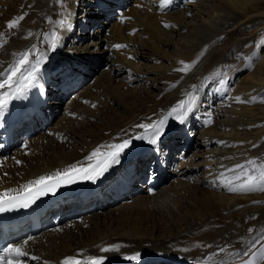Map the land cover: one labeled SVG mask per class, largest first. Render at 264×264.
Wrapping results in <instances>:
<instances>
[{
	"label": "bare ground",
	"instance_id": "6f19581e",
	"mask_svg": "<svg viewBox=\"0 0 264 264\" xmlns=\"http://www.w3.org/2000/svg\"><path fill=\"white\" fill-rule=\"evenodd\" d=\"M112 12L121 16L117 22L93 19ZM262 40L264 0H64L63 6L0 0V83L26 51L25 68L36 77L23 98L0 113V129L18 124L16 146L0 156V195L22 192V185L72 165L86 166L97 148L142 133L137 124L162 119L196 97L184 124L169 117L157 146L133 140L118 164L90 181L86 188L97 197L85 203L89 215L76 221L70 208L85 200L67 199L52 212L56 228L47 222L26 245L15 244L29 254L23 264H63L68 257H104V264H246L253 253L258 257L264 192L232 193L225 182L237 165L264 164ZM107 51L105 69L90 83L82 81L78 89H86L64 104L72 84L99 68ZM181 61L191 67L177 71ZM130 172L139 183L160 175L158 193L138 196L132 183L117 192V180ZM127 194L136 198L125 203ZM61 213L66 222L60 227ZM116 245L118 251H101ZM136 254L137 260L125 259Z\"/></svg>",
	"mask_w": 264,
	"mask_h": 264
},
{
	"label": "snow or ice",
	"instance_id": "6c2138e0",
	"mask_svg": "<svg viewBox=\"0 0 264 264\" xmlns=\"http://www.w3.org/2000/svg\"><path fill=\"white\" fill-rule=\"evenodd\" d=\"M61 6L64 5V0H57ZM171 3V0H164V4ZM24 19L23 16L17 17L10 21L7 25L9 29H14L18 26L19 22ZM63 23V21L61 22ZM164 27H171L169 24H164ZM264 44V40L261 41ZM53 49L56 48V38L53 37L51 44ZM117 49L126 47V45H115ZM30 51L20 53L19 60L13 65L4 81L0 83V89L7 87L8 91L0 95V113H2L8 106L11 100L23 98L27 89L34 85L36 77L34 76V69L28 71L25 65L29 64ZM182 68L176 69L177 71H187L191 65L185 64L181 61ZM22 69H24L22 71ZM18 77V79H17ZM238 102L239 97H236ZM196 104V97L189 96L186 101H181L162 118L150 123H139L135 127L142 129L143 132L136 134L127 139H122L119 143H112L102 146L94 150L91 155L87 157L88 161L92 163L86 166L72 165L63 171H56L52 175L41 176L36 180L30 181L26 185H22L23 193L17 195H9L4 193L0 195V212H5L17 208H27L33 204L41 196L49 193L55 194L61 186L71 185L79 180L91 181L93 183L103 176V174L114 164L120 162L121 155L131 147L133 140H144L147 143L157 146L158 141L164 134L169 117H173L179 123L184 124L186 118L193 112ZM95 107V105H93ZM211 123V120L208 121ZM27 147V145H25ZM19 163V161H18ZM234 175L225 182V186L229 192L232 193H251L255 191L264 192V164H258L256 160H249L245 165H237L236 168L230 169ZM224 175V174H222ZM249 231H252L249 229ZM28 243L27 240L23 242L24 245ZM110 250H119V246H113L112 249L102 248V252ZM221 252L226 249L221 248ZM244 255H248L247 252ZM29 254L24 250L23 245H8L0 249V264H23V258L28 257ZM32 260H38L36 256L29 257ZM139 254L127 256V260H137ZM257 259L264 262V250H261L259 256L253 253L252 259L247 261L246 264H257ZM46 264V262H45ZM63 264H104V257H88L86 260H78L75 257H68L63 261Z\"/></svg>",
	"mask_w": 264,
	"mask_h": 264
},
{
	"label": "rangeland",
	"instance_id": "374dc122",
	"mask_svg": "<svg viewBox=\"0 0 264 264\" xmlns=\"http://www.w3.org/2000/svg\"><path fill=\"white\" fill-rule=\"evenodd\" d=\"M116 9H118V8H114L112 11H115ZM115 12H112V14H110V15H108V17L106 16V17H104V16H99V15H95L94 17H93V19H95L97 22H99V23H103L104 21H103V19H106V18H109V19H111L112 21H114V22H117V19L118 18H120L121 16L119 15V17H118V14H116ZM112 15H113V17H115V19L113 20L111 17H112ZM99 18V19H98ZM93 21L92 20V22L93 23H97L96 21ZM105 27H107L106 29L107 30H109L110 28H111V25L109 26V25H105ZM90 33V32H89ZM88 33V34H89ZM110 55V53H109V51H107L105 54H104V56H105V58H106V60H101V62H99V63H97L100 67V69L99 68H96V69H94V71L96 72V73H100V72H102L103 71V69H105V65H106V63H107V60H109V56ZM98 61V60H97ZM104 63H103V62ZM145 62H146V60H145ZM94 64H96V62H94ZM57 65L59 66L60 65V63L59 62H57ZM62 69V68H61ZM94 71H87L86 73H88V72H90L91 74H93L94 73ZM95 73V74H96ZM83 76H84V74L79 78V80H80V82L79 81H76V82H74L73 84H72V87L65 93V96H64V98H63V103L64 104H70L72 101H73V99H74V97H73V95L76 93V92H78V91H81V90H85L86 89V87L82 84V86H83V88H81L80 90L78 89V86L80 85V83L82 82V81H86L87 83H90L91 81H88V79H86V78H83ZM92 79H94V76H93V78ZM89 85V84H88ZM87 85V86H88ZM67 94V95H66ZM66 99H68L67 101H65ZM72 99V100H71ZM71 100V101H70ZM62 108H63V105H62ZM57 111H59V110H57ZM43 117H45L46 116V112L45 111H41V113H40ZM58 114V112H54L53 113V115H57ZM56 120V119H55ZM177 151V150H176ZM132 188H133V186H132Z\"/></svg>",
	"mask_w": 264,
	"mask_h": 264
}]
</instances>
